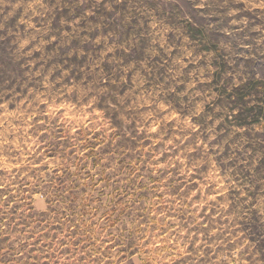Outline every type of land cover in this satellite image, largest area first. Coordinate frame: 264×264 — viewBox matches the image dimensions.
<instances>
[{"label":"rangeland","instance_id":"1","mask_svg":"<svg viewBox=\"0 0 264 264\" xmlns=\"http://www.w3.org/2000/svg\"><path fill=\"white\" fill-rule=\"evenodd\" d=\"M0 264H264V0H0Z\"/></svg>","mask_w":264,"mask_h":264}]
</instances>
